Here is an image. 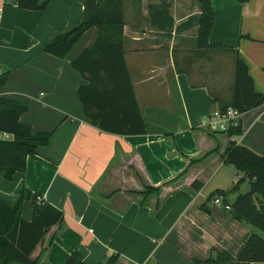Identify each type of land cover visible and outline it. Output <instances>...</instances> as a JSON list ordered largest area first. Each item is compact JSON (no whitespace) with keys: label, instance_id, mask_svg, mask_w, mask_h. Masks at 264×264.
I'll list each match as a JSON object with an SVG mask.
<instances>
[{"label":"crops","instance_id":"crops-1","mask_svg":"<svg viewBox=\"0 0 264 264\" xmlns=\"http://www.w3.org/2000/svg\"><path fill=\"white\" fill-rule=\"evenodd\" d=\"M131 4L124 8V51L146 132L125 135L92 124L79 98L86 80L71 63L95 44L98 27L66 57L45 49L82 21L84 0H50L45 10L0 0V72L7 76L0 97L26 105L21 120L35 132L52 131L23 172L12 180L0 174L1 199L14 205L22 191L31 193L23 218H32L35 196L63 210V222L34 252L41 264H63L76 249L86 264H106L114 254L121 264H194L214 248L237 255L248 234L258 232L213 202L212 193L225 190L232 205L251 183L223 161L227 138L210 154L217 142L197 127L230 104L237 56L264 92V0H212L210 42L221 49L196 48L199 0ZM240 124L233 139L264 155V103L243 112ZM146 186L160 192L146 196Z\"/></svg>","mask_w":264,"mask_h":264},{"label":"trees","instance_id":"trees-1","mask_svg":"<svg viewBox=\"0 0 264 264\" xmlns=\"http://www.w3.org/2000/svg\"><path fill=\"white\" fill-rule=\"evenodd\" d=\"M23 9L45 10L50 0H6ZM249 0H239L246 3ZM201 14L196 36V48H224L221 43L211 44L210 35L215 24L212 0H199ZM124 0H84L82 21L61 33H57L46 44V51L58 57H66L83 34L96 26L99 36L95 44L86 48L71 65L86 80L79 86L78 94L86 116L100 129L116 134H143L146 124L140 112L132 79L128 71L124 51ZM7 82V76L0 77V88ZM232 100L229 105L242 113L264 103V92L256 89L248 64L237 56ZM27 106L18 101L0 97V174L12 180L17 172H23L30 156L38 154L40 146L47 145L52 131L35 132L32 125L21 120ZM217 142L227 138L222 153L225 163L233 164L250 180L249 192L241 193L232 204L233 216L257 228L251 231L237 255L228 250L214 248L207 259H196L194 264H241L242 262H264V155H259L247 146L240 145L233 136L241 134V124L229 131H210L203 125L197 127ZM4 133L11 138H5ZM207 153L205 156H207ZM204 156V157H205ZM204 157L190 159L201 161ZM242 180V179H241ZM240 180V181H241ZM239 181V182H240ZM239 182L232 190L237 189ZM160 192L159 187L146 186L144 195ZM227 191L218 190L226 195ZM257 195V196H255ZM32 198L27 190L20 193L12 205L0 198V264H41L40 256L34 257L36 249L44 242L46 235L57 224L63 222V210L44 199L33 198L32 218L22 217V203ZM120 255L110 256L106 264H121ZM63 264H86L79 249L74 250Z\"/></svg>","mask_w":264,"mask_h":264},{"label":"built area","instance_id":"built-area-1","mask_svg":"<svg viewBox=\"0 0 264 264\" xmlns=\"http://www.w3.org/2000/svg\"><path fill=\"white\" fill-rule=\"evenodd\" d=\"M3 7L0 5V19L2 18ZM0 72V77H1ZM242 112L232 106L226 108H217L209 113L205 118L200 120V125H203L210 131H224L227 132L233 127H237L241 123ZM5 138H11L10 134L4 133ZM38 200L43 198L38 196ZM213 202L222 206L225 209H232V205L225 202L223 196L218 194L213 198Z\"/></svg>","mask_w":264,"mask_h":264},{"label":"rangeland","instance_id":"rangeland-1","mask_svg":"<svg viewBox=\"0 0 264 264\" xmlns=\"http://www.w3.org/2000/svg\"><path fill=\"white\" fill-rule=\"evenodd\" d=\"M131 2H132V0H125V2H124V8H125V11H126V12L132 7ZM80 45H83V43H81ZM76 49H78V48H76V46H75V48H74V50H73V52H72L73 55L76 54V51H77ZM209 136H210V135H209ZM0 137H1V134H0ZM223 137H225V136H223ZM236 169H237V168H236ZM237 170H238V169H237ZM257 231L259 232L258 229H257Z\"/></svg>","mask_w":264,"mask_h":264},{"label":"water","instance_id":"water-1","mask_svg":"<svg viewBox=\"0 0 264 264\" xmlns=\"http://www.w3.org/2000/svg\"><path fill=\"white\" fill-rule=\"evenodd\" d=\"M47 0H41L40 4H44Z\"/></svg>","mask_w":264,"mask_h":264}]
</instances>
